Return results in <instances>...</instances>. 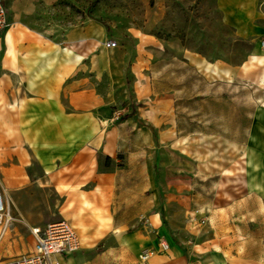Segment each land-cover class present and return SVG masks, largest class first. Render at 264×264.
Here are the masks:
<instances>
[{"label": "crops", "instance_id": "1", "mask_svg": "<svg viewBox=\"0 0 264 264\" xmlns=\"http://www.w3.org/2000/svg\"><path fill=\"white\" fill-rule=\"evenodd\" d=\"M256 1L216 4L223 22L246 36L254 32L249 20ZM103 34L104 26L85 24L54 42L12 24L0 35V192L11 217V233L0 237L2 259L29 253L30 229L55 219L66 221L79 243L88 231L111 235L128 249L126 263L136 264L139 252L156 249L161 237L167 254L154 255L149 264H264V223L240 222L248 214L264 216V111L255 115L243 173L235 176L244 196L226 202L228 196L219 193L217 204L195 210L194 242L188 243L159 201L136 206L135 191L156 183L151 155L149 147L133 159L123 153L135 116L121 119L113 110L127 98L119 99L126 61L118 51L122 72L116 70L121 65L104 64V54L116 46L102 45ZM194 67L215 71L198 57ZM119 154L126 160L123 168ZM248 199L262 207H241ZM79 250L59 257L61 264L114 263L108 255L82 259Z\"/></svg>", "mask_w": 264, "mask_h": 264}, {"label": "rangeland", "instance_id": "2", "mask_svg": "<svg viewBox=\"0 0 264 264\" xmlns=\"http://www.w3.org/2000/svg\"><path fill=\"white\" fill-rule=\"evenodd\" d=\"M4 4L9 26L26 27L54 42H62L71 29L85 24L104 26L102 45L116 40L103 62L121 65L116 70L122 72L126 61L119 99L127 98L113 110L121 119L135 116V126L128 127L123 141L128 152L123 153L133 159L141 147H149L156 182L149 189H136L138 208L146 201H159L164 215L192 243L195 210L217 204L219 193L228 196L226 202L244 196L235 176L243 173L255 115L264 111V50L256 45L264 38V0L256 1L249 20L254 32L246 36L223 22L216 0H4ZM195 57L214 65V74L196 69ZM139 125L144 128L137 131ZM124 154L118 155L122 168ZM257 206L262 207L253 199L241 202L248 211ZM241 221L264 223V216L248 214ZM95 235L88 231L83 244L80 240L82 259L108 255L113 264H131L126 263L128 249L115 238Z\"/></svg>", "mask_w": 264, "mask_h": 264}, {"label": "built area", "instance_id": "3", "mask_svg": "<svg viewBox=\"0 0 264 264\" xmlns=\"http://www.w3.org/2000/svg\"><path fill=\"white\" fill-rule=\"evenodd\" d=\"M8 25L7 9L4 0H0V35ZM104 46L114 48L116 42L109 40L104 43ZM258 46L264 50V38L258 41ZM10 222L9 210L0 192V237L8 230ZM201 223H203L202 220ZM30 233L34 243L32 250L16 257L0 259V264H61L59 257L67 256L80 247L76 232L64 220H51L43 227L31 228ZM168 249L167 241L159 237L157 248H143L137 256L136 264H149L154 255L166 253Z\"/></svg>", "mask_w": 264, "mask_h": 264}, {"label": "trees", "instance_id": "4", "mask_svg": "<svg viewBox=\"0 0 264 264\" xmlns=\"http://www.w3.org/2000/svg\"><path fill=\"white\" fill-rule=\"evenodd\" d=\"M127 116H125L123 119H125Z\"/></svg>", "mask_w": 264, "mask_h": 264}]
</instances>
